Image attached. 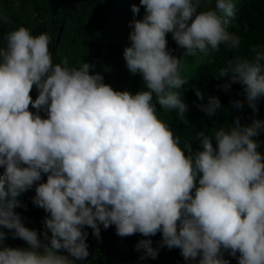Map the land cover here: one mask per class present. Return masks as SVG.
<instances>
[{
	"label": "clouds",
	"instance_id": "9594fccd",
	"mask_svg": "<svg viewBox=\"0 0 264 264\" xmlns=\"http://www.w3.org/2000/svg\"><path fill=\"white\" fill-rule=\"evenodd\" d=\"M139 5L145 14L130 21L123 52L145 89L135 94L114 90L101 74H90L88 63L71 67L64 58L54 64L47 33L33 35L24 26L8 32L0 47V227L29 247L4 246L0 231V264H74L89 255L82 229L90 227L99 239L98 224L115 225L120 237L160 232L157 248L151 239L135 246L144 250L141 259H155L166 246L178 248L185 261L199 258L198 264H229L224 252L238 264H264V156L254 139L264 121L244 126L236 117L211 136L197 132L202 150L193 151L157 115L159 105L190 123L177 91L188 80L181 77V58L168 50L167 34L185 56L219 51L221 44L239 48L240 37L226 30L235 17L233 0H215L207 10H199L201 0ZM131 10L135 17L140 7ZM0 22L11 20L0 12ZM250 51L251 58L235 56L218 76L243 85L255 113L264 96V48ZM195 95L204 99L199 89ZM200 107L212 116L221 104L210 96ZM42 174L46 182L37 184ZM34 184L32 202L49 214L40 236L14 211L21 206L17 197ZM61 249L68 255L58 254Z\"/></svg>",
	"mask_w": 264,
	"mask_h": 264
},
{
	"label": "trees",
	"instance_id": "16d2710c",
	"mask_svg": "<svg viewBox=\"0 0 264 264\" xmlns=\"http://www.w3.org/2000/svg\"><path fill=\"white\" fill-rule=\"evenodd\" d=\"M235 5V17L230 19L226 30L240 37V45L237 49H229L225 44L219 46V51L209 50L208 54L197 50L194 55L186 56V63L180 73L185 74L188 83L182 85L177 91L181 92L182 100L188 105L185 118L190 123L182 121L174 109H164L157 105V115L168 123L174 134L183 141L188 140L192 150H202L201 142L195 139L197 132L203 131L206 135H212L219 128L227 129L239 117L241 125H251L253 119L264 121V96L257 103V112L248 106L244 86L234 83L230 77H219L218 72L227 66L235 56L251 58L250 49L253 46L264 48V0H233ZM140 7V12L134 17L132 6ZM215 0L211 3L201 0L199 10L214 8ZM0 12L7 15L11 23L0 22V47L6 46V37L9 31L20 26L28 28L33 35L47 33L51 36L49 45L53 57V63H59L67 58L69 66L79 67L82 63L90 65V74L99 73L103 76V82L114 90H127L132 94L143 88L139 73L131 74L123 57L125 47L130 45L128 39L131 28L130 21L142 19L145 14L139 0H0ZM167 47L170 53L183 59L184 49L180 48L172 38V34L166 36ZM188 61V62H187ZM91 70L92 73H91ZM187 70V72H186ZM184 78V77H182ZM227 84L229 87L224 88ZM195 89L204 94L200 100L195 95ZM33 100L38 95V90L33 87L31 93ZM215 96L220 100L221 108L215 115L209 116L201 110L200 105H206L208 97ZM239 101L241 108H236L234 102ZM29 110L35 109L29 106ZM39 115L46 118V112ZM259 143L258 151L264 156V131L254 137ZM215 147V141L213 140ZM4 169L0 167V175ZM46 175L42 174L41 181L46 182ZM35 184L31 189L21 193L17 200L21 206L14 209L20 215L22 223L29 229L40 233L46 231L43 220L49 214L32 202L35 196ZM99 239L95 237L93 230L84 226L87 232L86 244L88 245V257L76 260L80 264H198L196 261H185L178 248L168 249L166 246L158 248L155 259L144 257V250L136 249L140 240L151 239L152 246L157 248L162 240V235L157 232L155 236L144 237L139 233L120 237L116 234L115 225L107 229L102 224ZM5 233L2 244L12 248H28L27 243L19 238H14V230L0 227ZM51 233H49V236ZM42 239V237H40ZM58 254L68 255L66 250H58ZM239 253H237V257ZM70 259H74L69 257ZM224 258L229 264H238V259L224 252Z\"/></svg>",
	"mask_w": 264,
	"mask_h": 264
},
{
	"label": "rangeland",
	"instance_id": "374dc122",
	"mask_svg": "<svg viewBox=\"0 0 264 264\" xmlns=\"http://www.w3.org/2000/svg\"><path fill=\"white\" fill-rule=\"evenodd\" d=\"M185 59H186V56H184V58L183 59H181V61H182V66H184V63H186V61H185ZM188 62V61H187ZM187 64V63H186ZM92 71L93 70H91V73H92ZM186 72H187V70H186ZM95 73V72H94ZM93 73V74H94ZM182 77H184V78H186V76H185V74L182 72ZM187 79V78H186ZM74 264H80V263H78L76 260H74Z\"/></svg>",
	"mask_w": 264,
	"mask_h": 264
}]
</instances>
